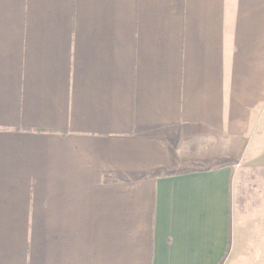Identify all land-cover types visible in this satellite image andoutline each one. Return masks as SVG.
<instances>
[{
  "label": "crops",
  "instance_id": "1",
  "mask_svg": "<svg viewBox=\"0 0 264 264\" xmlns=\"http://www.w3.org/2000/svg\"><path fill=\"white\" fill-rule=\"evenodd\" d=\"M263 100L264 0H0V264L232 263Z\"/></svg>",
  "mask_w": 264,
  "mask_h": 264
},
{
  "label": "rangeland",
  "instance_id": "2",
  "mask_svg": "<svg viewBox=\"0 0 264 264\" xmlns=\"http://www.w3.org/2000/svg\"><path fill=\"white\" fill-rule=\"evenodd\" d=\"M240 144L243 152L228 160L233 166L235 212L253 227L242 228L236 236L239 247L229 264H264V227L256 228L259 219L264 225V100L253 109Z\"/></svg>",
  "mask_w": 264,
  "mask_h": 264
}]
</instances>
